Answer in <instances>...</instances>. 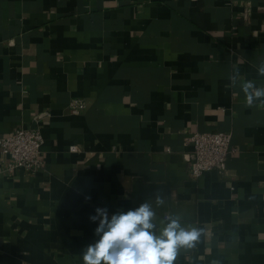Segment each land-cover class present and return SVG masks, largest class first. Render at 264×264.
<instances>
[{
	"label": "crops",
	"instance_id": "crops-1",
	"mask_svg": "<svg viewBox=\"0 0 264 264\" xmlns=\"http://www.w3.org/2000/svg\"><path fill=\"white\" fill-rule=\"evenodd\" d=\"M262 63L264 0H0V137L39 128L44 161L0 164V264H84L95 210L145 202L157 236L201 232L173 264H264V98L242 89ZM206 131L238 152L191 178L185 137Z\"/></svg>",
	"mask_w": 264,
	"mask_h": 264
},
{
	"label": "clouds",
	"instance_id": "clouds-1",
	"mask_svg": "<svg viewBox=\"0 0 264 264\" xmlns=\"http://www.w3.org/2000/svg\"><path fill=\"white\" fill-rule=\"evenodd\" d=\"M258 71L264 75V63ZM242 89L248 106H252L254 100L264 98V88H256L251 81H246ZM163 203V198L157 196V206ZM95 211L96 215L90 219L100 218L96 234L101 238L87 248L83 255L84 264H101L102 261L103 264H173L178 249L194 248L201 235L195 227H183L179 217H168L166 226L157 236L152 223L155 212L147 202L136 210L114 214L110 222L107 209L97 208Z\"/></svg>",
	"mask_w": 264,
	"mask_h": 264
},
{
	"label": "built area",
	"instance_id": "built-area-1",
	"mask_svg": "<svg viewBox=\"0 0 264 264\" xmlns=\"http://www.w3.org/2000/svg\"><path fill=\"white\" fill-rule=\"evenodd\" d=\"M69 106L72 114H79L86 107V102L81 98H74ZM42 143L43 137L37 127L19 126L0 137L2 172L14 176L18 172L32 174L42 169ZM185 143L192 147L189 167L191 178H198L203 173L212 171L225 176L228 156L238 152V148L232 144L231 133L225 131L193 132L185 137ZM69 150L76 152L78 147L71 145Z\"/></svg>",
	"mask_w": 264,
	"mask_h": 264
}]
</instances>
